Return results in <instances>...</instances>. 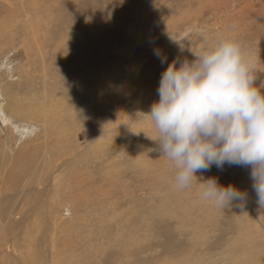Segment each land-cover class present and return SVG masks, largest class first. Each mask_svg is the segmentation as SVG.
I'll list each match as a JSON object with an SVG mask.
<instances>
[{
  "label": "rangeland",
  "instance_id": "rangeland-1",
  "mask_svg": "<svg viewBox=\"0 0 264 264\" xmlns=\"http://www.w3.org/2000/svg\"><path fill=\"white\" fill-rule=\"evenodd\" d=\"M225 38L259 86L264 0H0V264H264L251 166L178 190L146 115L168 63ZM213 177L246 200L201 199Z\"/></svg>",
  "mask_w": 264,
  "mask_h": 264
},
{
  "label": "clouds",
  "instance_id": "clouds-1",
  "mask_svg": "<svg viewBox=\"0 0 264 264\" xmlns=\"http://www.w3.org/2000/svg\"><path fill=\"white\" fill-rule=\"evenodd\" d=\"M189 51L195 59L168 63L160 77L159 99L146 114L158 133L154 140L161 157L177 169L175 187H188L196 172L213 165L251 166L252 188L264 208V82L255 84L252 63L238 41L225 38ZM154 55L167 63L161 49H154ZM199 193L217 207L243 202L248 195L215 177L199 182Z\"/></svg>",
  "mask_w": 264,
  "mask_h": 264
},
{
  "label": "bare ground",
  "instance_id": "bare-ground-1",
  "mask_svg": "<svg viewBox=\"0 0 264 264\" xmlns=\"http://www.w3.org/2000/svg\"><path fill=\"white\" fill-rule=\"evenodd\" d=\"M5 20H6V19H5ZM30 23H32V22H30ZM31 29L33 30V33L35 34V37H36L35 39H37L38 37H37V35H36V31H37L38 28L36 29V27H34L33 24H32ZM256 43H257V42H256ZM45 98H46V97H45ZM44 100H45V99H43V102L40 103V99H38V100L36 101V104L32 102V105H34V106H38L39 103H40V105L43 106V105L45 104V101H44ZM25 103H26V101H25ZM54 105H55V104H54ZM56 105H57V103H56ZM50 106H51V105H50ZM45 107H46V106H45ZM52 107H53V106H52ZM50 108H51V107H50ZM50 108H49V107H46V110H52V111H55V110H56V109H54V108H53V109H52V108L50 109ZM28 109H29V110H34V109H31V108H28ZM44 124H45V125H48V124H49V118H48V117H46V119H45V121H44Z\"/></svg>",
  "mask_w": 264,
  "mask_h": 264
}]
</instances>
